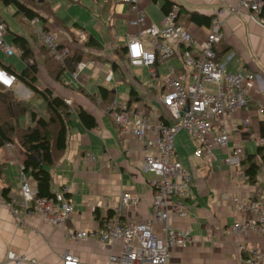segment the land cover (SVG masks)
<instances>
[{"label":"crops","instance_id":"obj_1","mask_svg":"<svg viewBox=\"0 0 264 264\" xmlns=\"http://www.w3.org/2000/svg\"><path fill=\"white\" fill-rule=\"evenodd\" d=\"M47 1L51 7L55 8L56 14L60 5L53 6L51 1ZM164 1L138 0V4L145 13L144 9L147 5L154 3L159 13L163 15L161 6ZM169 1H175L181 8H184V11L180 9L178 19L197 40L203 38L208 24H197L190 20V12L209 17L216 14L219 8L225 10L228 5L235 3V0ZM100 8L102 11L106 8L105 13L108 14V21L105 27L94 23L96 30L98 29L97 33L96 30L91 32L92 27L86 23L84 25L79 23V27L76 29L69 28L72 34L78 32L77 29L80 28L85 32L84 39L91 36L96 40L98 46L84 44V47L79 42L76 43L75 48H80V51H76V53L85 57L84 60H88L86 63L88 69L91 67H95L97 70L104 68L103 82L98 84V88L91 90L88 85L89 81L93 79L97 83V78L95 75L91 76L87 69L78 78L72 76L78 80L76 83L72 82L73 85L63 82L61 74L59 79L68 87H63L56 79L51 78L46 83L55 92L70 98L73 104L82 106L95 118V125L86 128L76 113L72 112L66 146L62 152L58 153L53 163L47 167L51 176V191L63 190L64 196L73 204V211L65 218L61 227H55L37 214L28 215L20 210L19 216L24 221L23 225L20 224L12 216L7 203L11 199L17 201L20 197L18 172L24 157L23 150L14 138L11 148L5 144L0 146V262L4 260L7 251L14 250L34 259L36 264H61L60 256L64 251H70L84 261L105 263L111 251L109 243L69 237L68 234L77 230L99 227L107 203H112L123 191H130L139 199L134 207L128 209L127 216L138 221L146 220L149 217L152 195L149 179L152 175L141 167V153L135 146V138L129 132L120 135L117 124L105 112L106 105L116 96V86L109 88L106 83L113 78L116 68L126 65L123 62L118 63L108 54L114 46L122 51L128 61L124 54L125 37L128 33L134 32L136 27L131 26L127 21L129 16L127 4L120 3L118 0H102ZM56 16L58 17V15ZM220 17L224 20L223 35L220 41L215 44L216 59L219 62H224L227 70L233 72L250 70L259 74L260 77L255 80L249 90V102L224 120L230 135L226 147H212L208 156L196 158L192 154L196 146L194 139L184 130H179L175 134L176 157L191 175V188L189 197L185 199L186 216L184 218L171 217L169 222L176 228H188L189 238L184 243H177L170 249L168 264H237V244L239 242L264 251V237L257 232L250 231L244 234L230 229L237 215L233 210L230 198L233 195H239L242 199H257L264 195L263 168L259 171L256 182L249 183L245 178H241L237 170L225 160L234 141L240 142L243 147L241 158L254 154L259 147L255 138L262 135L261 124L264 123L262 80V76L264 77V24L249 14L239 17L225 13ZM146 18L148 22L154 23L147 15ZM58 19L65 27L67 26L62 19L59 17ZM44 23L47 25L46 20ZM110 23H112V27H109ZM116 27L120 30L119 33L116 31ZM71 33L69 34L71 35ZM69 34L62 32L60 41L68 42ZM7 35L4 39L15 47L12 40L13 33ZM23 36L27 38L34 59L38 63L39 81L40 74L43 75L45 67H47L45 51L43 48V51L37 50L33 46L35 45L34 39H31L34 43L32 45L28 37ZM81 47L84 48L81 49ZM229 53L232 54L229 55ZM6 56L12 55H6L0 50V58L15 68L12 61H6L3 58ZM227 56L230 57L228 60ZM20 60L22 68L25 63L21 58ZM89 60H93V63H90ZM106 63L110 64V67H106ZM167 64L176 68L181 67L177 54L167 62L157 61L158 75L154 79L155 81L149 78L150 84L146 86L144 80L131 75L132 84H138L141 91L137 92L133 87H130L126 94L121 93L117 97L131 106L148 110L152 119L162 117L169 122L172 121L168 117V112L160 97L167 73ZM135 66L138 67V65ZM109 76L110 78H107ZM100 87H103L106 93H101ZM11 89L16 97L25 101L30 94H33L20 82H16ZM131 89L134 90L133 93H130ZM154 99L160 102V107L153 104ZM34 111L37 115L45 116V107L40 113ZM245 116L249 118V124L247 130L244 131L240 126L241 118ZM16 123L21 128L31 125L28 113L20 115ZM179 133L183 137H187L191 145V155H186L185 158L182 153H180L181 156L179 155L176 148V138ZM122 139L125 140V148L131 149L129 156L124 155ZM214 151L218 153L216 154ZM88 153L93 156V159L87 158ZM255 160L258 161L257 157ZM4 187H7L5 194L2 193ZM98 197L104 199L103 205L94 208L93 201ZM244 215L249 218V211H244ZM153 229L158 234L163 231L160 223H154ZM114 250L116 249L114 248Z\"/></svg>","mask_w":264,"mask_h":264},{"label":"built area","instance_id":"obj_2","mask_svg":"<svg viewBox=\"0 0 264 264\" xmlns=\"http://www.w3.org/2000/svg\"><path fill=\"white\" fill-rule=\"evenodd\" d=\"M118 1L129 6L128 23L136 27L134 32L126 35L124 43L125 56L132 64L146 66L150 79L154 80L158 75V60L166 61L177 54L181 62L180 68L167 64L160 96L172 121L162 117L152 119L149 111L128 105L118 98L110 102L106 111L118 124L120 133L130 130L140 140L141 167L154 175L149 179L152 194L149 217L143 221L129 218L126 213L136 205L138 196L130 191L121 192L112 203H107L99 227L68 234L69 237L109 243L111 251L106 262L84 261L74 253L64 251L60 256L61 264H168L170 249L189 238L188 228H176L169 222L171 217L186 216L185 199L191 188V175L176 157L174 136L179 130L187 132L197 142L194 151L198 155L208 156L216 145L226 147L230 135L224 120L249 102V89L260 77L254 72L227 70L224 62L216 60L215 44L222 37L220 17H213L206 35L197 40L179 21L177 4H172L163 13L157 25L148 22L138 0ZM242 8L252 12L264 24L260 15L264 0H235L229 6V12L241 13ZM6 29L5 23L0 22V50L13 55L17 50L4 39ZM39 38L48 54L61 63L70 54V47L61 43L52 31L41 29ZM85 65L84 60L78 61L71 71L72 76L76 77ZM262 80L264 83V77ZM15 84V75L0 67V86L12 88ZM65 101L70 102L68 98ZM129 121L134 122L132 127ZM248 124L249 118L242 117L240 128L245 131ZM255 140L264 145L263 135ZM5 145L12 147L11 142ZM242 149V145L234 141L225 160L241 178H246L241 167ZM124 152L129 155L127 148ZM18 176L20 197L7 203L12 216L23 225L24 221L19 216L22 210L24 214H37L53 226L61 227L73 211V204L64 196V191L56 190L50 196H39L36 181L22 167ZM230 201L237 214L230 229L244 234L255 231L264 236V195L257 199L233 195ZM103 202L102 197L95 198L93 207L101 206ZM244 211H249V218L245 217ZM154 223L162 225L161 234L154 231ZM237 252V264H264V251L256 247L239 242ZM8 263L36 264V261L9 250L0 264Z\"/></svg>","mask_w":264,"mask_h":264},{"label":"trees","instance_id":"obj_3","mask_svg":"<svg viewBox=\"0 0 264 264\" xmlns=\"http://www.w3.org/2000/svg\"><path fill=\"white\" fill-rule=\"evenodd\" d=\"M2 3L7 6H14L15 14H23L28 18L38 17L43 21L44 28L47 29V25L44 23V15L21 0H2ZM170 4L171 1L169 0L163 2L161 6L163 12L167 11ZM260 15L264 18V9ZM189 19L197 24L207 25L209 23L208 16L196 12H190ZM12 40L20 51L19 56L25 64L20 70H16L11 64L0 58V67L13 73L16 82L24 84L33 94L42 98L45 116L37 115L27 101L14 95L11 88L0 86V146L5 142H12L13 138L16 139L24 154L21 167L36 181L37 195L50 196L52 193L51 176L47 167L53 163L58 153L62 152L66 146V136L72 122V112L76 113L78 119L86 128L95 125V118L82 106L65 102L64 97L55 92L51 86L47 84L40 85L38 83V63L33 58L34 55L27 38L14 33ZM85 44L98 46L96 40L91 36L86 39ZM40 45L45 51V61H51L52 63L54 61L52 56L48 54L47 49L41 43ZM76 51L77 49L74 48L64 64L56 62L59 66V69L55 71L57 80H60V75L65 69L72 70L79 60L85 59ZM31 59L32 62H29ZM100 92L106 93V90L100 87ZM133 92L134 90L131 89L130 93ZM86 95L89 94L86 93ZM25 113H28L31 125L21 128L16 122L18 117ZM261 133L264 136V123L261 124ZM257 155L259 156V162L255 161ZM241 167L245 173L246 181L255 183L261 168H263L264 173V145L259 146L254 154L241 158ZM6 191L7 187H4L2 193L5 194Z\"/></svg>","mask_w":264,"mask_h":264},{"label":"rangeland","instance_id":"obj_4","mask_svg":"<svg viewBox=\"0 0 264 264\" xmlns=\"http://www.w3.org/2000/svg\"><path fill=\"white\" fill-rule=\"evenodd\" d=\"M21 1L24 2L25 4H27L28 6H30L32 9H34L37 12L41 13L42 15H44V18H45L46 23H47V29L44 28V26L42 25L43 21H41L38 17L28 18V17L24 16L23 14H19V13L15 14L14 6H12V5H8L7 6L4 3H2V0H0V22H4L5 21L6 22V23L4 22L5 25L7 24V26H6L7 29H6V33L4 35V38H6V36H8L7 35L8 33H13V34L14 33H20L21 35L27 36L28 39H29V42L32 45L35 43V45H33V46H35V48L37 50L39 49V50L43 51L41 45L39 44V42H40L39 35H40L41 29L42 30L52 31L53 33L56 34L58 40L60 41V40H62V32H66V34L68 35L69 33H71V29L70 28H73V29L78 28L79 27V25H78L79 23L83 24V25H84V23H86L88 26L92 27L91 32L96 30L94 23H98L102 27H105L107 25L108 14L105 13L106 12V8L103 11L100 8V3L102 2V0H77V1L76 0L75 1L74 0H49L53 4V6H56L58 4L60 5V7L56 10V14H55V8L51 7L50 3H48L47 0H42V1H39V0H21ZM172 4H177V6L179 8V12H180V9L182 11H184L183 10L184 8H181L179 3L175 2V1L174 2L172 1L169 7H171ZM128 10H129V6H128ZM144 11H145L146 15L148 16V18L151 21H153L157 25L160 24V21L162 19V15L159 13V11L157 10V7L155 6L154 3L148 4L147 7L144 9ZM225 13L229 14V15H236V16H239V17H242V16L244 17V16L249 14L250 16L256 18V16H254L252 12L249 13L244 8H242L241 13L229 12V5H228L227 8H225V10H223L222 8H219L217 10L216 14H213V15L209 16V23H208V26H207V29H206V32H205L204 35H206L207 30L209 29V26L211 24L212 18L215 17V16L220 17V16H222V14H225ZM56 15H58V17L60 19H62L64 21V23L68 27L67 26L65 27L63 25V23L58 19V17ZM178 15H180V14L178 13ZM129 18H130V13H129V16L127 18V21H129ZM257 20H258V22L262 23L259 20V18ZM110 22H111V20H110ZM111 24L112 23H110L109 27H112ZM221 24H222L221 25V33L223 35V31H222V27H223V24H224V20L223 19L221 21ZM115 29H116L117 33L120 32V30L117 29V27ZM77 31L78 32H76V33H73V34L71 33V35L69 34L68 42H61L60 41L61 43L67 44L70 47V50H71L70 54L65 58V60H64V62L62 64H64L66 59L72 54V52H73V50H74V48L76 46V43L80 42V44H83V46L85 44L86 39H84L82 37V36H85V32H83L82 29L80 30V28L77 29ZM97 32H98V29L96 30V33ZM31 39H34V43H33V41H31ZM84 47H81V49L84 48ZM15 48H16V46H15ZM112 49L113 50L108 55L110 57H112L115 61H117L118 63H122L123 62V64H126V65H121V68H116L114 70V73H113V75H114L113 78L106 83L107 84L106 86L109 87V88H111L113 86H116V88H115L116 89V92H115L116 96L113 97L111 99V101L113 99H115V98H118L117 96H120L121 93L122 94H126L128 92V90L130 89V87H133L137 92L141 91L140 90L141 87L138 86V84H136V83L132 84V82L130 80V76L131 75H135L138 79H140L142 81L144 80L146 86H148L150 84L149 81L151 80V79L149 80L150 77H148L149 74L147 72V68H145L144 66L140 67L139 65H138V67L135 66L129 60H128L129 62L126 60V58L124 57V55H123V53H122V51L120 49L115 48L114 46L112 47ZM16 50H17V53H15L14 55L6 56V57H3V58L6 61H8V60L12 61L14 63L15 68L17 70H19L21 68L22 61L19 58L20 51L17 48H16ZM77 51H80V48H77ZM105 53L107 54V51ZM124 54H125V52H124ZM231 54L232 53H229V55H231ZM216 56H217V54H216ZM172 57L173 56H170V57H168V59H170ZM33 58H34V56H33ZM52 59L55 62L52 61V63H51V61H47L45 63V65L47 67H45L44 74L43 75H42V73L40 74L41 76H40V79L38 81V83L40 85L46 84L50 80V78L51 79H56L55 71H57L59 69V66L57 65L56 62H60V61L54 59L53 57H52ZM167 60L166 61H159L158 60V61L159 62H167ZM84 61L86 63L88 62V60H84ZM90 63H93V62H90ZM89 67H91V66H89ZM106 67H110V64L106 63ZM74 68H75V66H74ZM87 69H88V64H86L78 72L77 78L82 73H84ZM103 69L104 68H101V69L97 70L95 67H91V69H88L89 73L91 74V76L95 75L96 78H97V83L93 79L92 80L90 79L88 85L91 88V90L98 88V84L103 82L102 81V77L104 76L103 75L104 74L103 73ZM72 70L71 69H65V71L63 73L61 72L62 73L61 80L63 82L69 83L71 85H73V83H76L78 81V80H76V79H74L72 77V74H71ZM240 72L245 73V72H252V71L244 69L242 71L240 70ZM254 73H256V72H254ZM107 78H110V76L107 77ZM61 80L60 81L57 80L58 83L62 84L63 87H68V85L67 84H63ZM263 89H264V83H263ZM249 97H250V94H249ZM68 99L70 100L69 103L73 104L71 99L70 98H68ZM118 99L121 102H123V100H121L120 98H118ZM27 101H28V103H29V105H30V107L32 109L36 110L38 113H40L42 111V109L44 107V101L42 100V98L38 97L35 94H30L29 97L27 98ZM110 102L108 104L106 103L107 105L105 107V112H107L106 108L110 104ZM153 104L156 107H160V102L158 100H156V99L153 100ZM164 106H165V104H164ZM165 108L167 110V106H165ZM146 111H148V110H146ZM107 114H108V112H107ZM129 124L132 127L134 125V122L129 121ZM117 126H118V124H117ZM118 131H119V126H118ZM128 132L135 138V140H136V145L135 146L140 151V148H139L140 143H141L140 140L130 130L126 131V133H128ZM119 133H120V131H119ZM120 134L123 135V133H120ZM188 140L189 139L187 137L186 138L183 137L180 133H179V135L176 138L177 151H178L180 156H181L180 153H182L184 158L186 157V155H191V152H190L191 145L188 142ZM195 143H197V142L195 141ZM258 145L259 146H263L261 144H258ZM122 146L124 147V150H125L126 148H125V140L124 139H122ZM219 147H221V146H219ZM9 148H11V147H9ZM127 149L129 150V153H130L131 149H129V148H127ZM140 153H141V151H140ZM214 153L217 154L218 152L214 151ZM192 154L196 158L202 157V156H206V155H198V154H196L195 151H193ZM89 155L91 157H88ZM124 155L127 156L125 154V152H124ZM87 158L93 159V156L88 153L87 154ZM181 159H182V157H181ZM257 159H258V161L257 160H255V161L259 162V156L258 155H257ZM20 167H21V164H20ZM149 173L152 176H154L151 172H149ZM245 180H246V178H245Z\"/></svg>","mask_w":264,"mask_h":264},{"label":"bare ground","instance_id":"obj_5","mask_svg":"<svg viewBox=\"0 0 264 264\" xmlns=\"http://www.w3.org/2000/svg\"><path fill=\"white\" fill-rule=\"evenodd\" d=\"M6 26H7V25H6ZM39 40H40V38H39ZM40 43H41L42 45H44L43 42H42L41 40H40ZM44 47H45V46H44ZM45 48H46V47H45ZM29 61L32 62V60H29ZM79 61H83V59H82V60H79ZM14 86H15V85H14ZM14 86H13V87H14ZM13 87H12V88H13ZM65 98H68V97H64V100H65ZM65 102H66V101H65ZM68 104H70V103H68Z\"/></svg>","mask_w":264,"mask_h":264},{"label":"water","instance_id":"obj_6","mask_svg":"<svg viewBox=\"0 0 264 264\" xmlns=\"http://www.w3.org/2000/svg\"><path fill=\"white\" fill-rule=\"evenodd\" d=\"M39 1H42V0H39Z\"/></svg>","mask_w":264,"mask_h":264}]
</instances>
